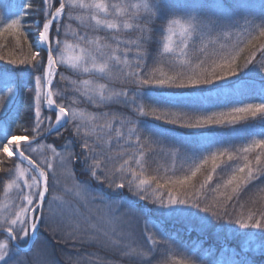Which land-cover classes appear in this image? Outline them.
<instances>
[{
  "label": "trees",
  "instance_id": "1",
  "mask_svg": "<svg viewBox=\"0 0 264 264\" xmlns=\"http://www.w3.org/2000/svg\"><path fill=\"white\" fill-rule=\"evenodd\" d=\"M55 5L56 0H51ZM67 3V0H65ZM91 3V0H77V3ZM148 3H159V0H147ZM109 5H117V9H110L113 14L119 12V16H109L115 18L117 22L127 19L130 13H138L136 20L143 21L147 18L143 8V0H106ZM140 4L139 9L133 5ZM66 9V16H67ZM89 9L75 7L72 10V20H64V28L61 29L59 39L65 44L73 45L69 48L61 45L57 55L58 68L57 76L53 80V91L60 102L64 103L70 111L76 109L84 113L85 118L108 112L114 114L118 119L114 127L119 123V118L142 121L141 132L145 140L149 137L159 139L160 144H153L151 149H145L144 174L148 177H172L182 179L185 175H191L193 154L223 151L224 155L217 159L218 165L216 173H211L212 161L202 165L200 172L193 178L187 189L177 191L189 192L194 200L198 197L201 207L205 203L223 201L225 192L231 193V187H223L226 181L233 174L234 169L230 166L240 167L245 163L244 156L252 161L253 168L264 166V156L261 157V165H256L255 152L244 154L242 149L248 143L264 138V124L261 123L260 116L252 117L250 114L244 116L239 121L229 124L230 117H225V123L220 125H209L200 129L180 128L176 125H168L155 120L152 116L138 117L129 107L117 103L96 105L88 99V89L96 88L104 84L107 89L113 91H127L132 85L125 84L121 79H116V73L128 72L130 66H125L116 61H109L110 75L101 74L92 68V62H88L90 71L84 73L82 67L72 69L66 61H62L61 54L69 50L74 54H80V47H89L83 41L77 40V36H86L89 40L98 41L97 49H103L107 43L116 45L117 40L129 41L137 36V29L133 27L125 30L121 26L119 31H110L106 28H93L94 22L89 19ZM41 0H0V89L3 92L4 102L0 104V208L3 206L5 196H7V186L15 177L18 160L7 158L3 155L2 145L15 135H28L30 140L40 136H35L33 127V103L35 96V76L40 73L35 72L33 65L45 57V52L41 51V57L37 61L31 60L29 44L32 43L39 34L40 23L44 16ZM104 18V14H99ZM192 21L196 25L195 32L188 37H177L171 45L173 51L163 52V45L166 43L168 35L166 24L169 19L178 18L187 22ZM13 20H19L18 30L4 31ZM134 22V21H133ZM264 25V0H164V5L159 12L152 16L148 24L151 40L146 44L147 68L154 72L157 77L163 72L165 75H175L178 72L191 74L192 71H199L197 64L204 58L206 53L211 52H232L239 53L236 60V77H228V83L217 82L219 87L199 86L197 89H179L165 86L163 88L146 86L145 90L156 93H163L166 97L179 96L180 99L193 101L198 107L205 110L206 114L212 112H228L232 106H243L246 103H258L259 98L264 94V55L257 50L256 59L252 64L247 63L249 54L253 51L247 47V41L251 36H259L261 26ZM75 34V35H74ZM27 37V39H25ZM115 37V39H114ZM56 37H53L55 40ZM184 43L188 44L184 48ZM79 44V47L76 45ZM260 44H264V37H260L256 42V49ZM205 45L207 47H205ZM55 47V44H53ZM123 44L117 55L124 56ZM134 49V45H129ZM204 49V51H201ZM242 49V50H241ZM35 51V49H33ZM107 51V50H104ZM135 52H129L130 65L135 64ZM25 63L21 64L20 61ZM97 66L104 63L106 56L103 52H95ZM13 61H15L13 63ZM209 67L210 65H206ZM61 75L63 79H61ZM90 81L85 85L84 81ZM146 111H151L149 105L155 103V99L145 97ZM44 111H46L44 109ZM79 121H77L78 123ZM94 123L103 124L102 119H97ZM45 121L44 127H47ZM126 130V129H125ZM61 135L55 133L32 144L31 148L25 149L26 154L33 160L37 158L32 155V148L40 143L45 146L52 145L58 151L66 141H71L70 147L77 154L80 153V143L78 137L74 135L73 124H68L66 129L62 128ZM84 129L80 135L83 136ZM154 133H159L155 136ZM43 135V134H42ZM113 151L117 145L115 140L111 142ZM130 150L126 155H131ZM53 164L52 172L49 173V197L55 194L64 201L69 198L64 191L65 184H72L69 180V172L61 166L60 158L47 154ZM229 155L233 159L229 160ZM197 162L199 157H196ZM74 167L76 179L91 186L93 195L102 197L91 201L88 206L96 204L115 205L124 215L125 220H131L134 239L140 241L148 247L145 237L148 234L155 235L161 243L152 246L155 251L148 254L145 264H164L165 260L171 259L170 253H165L166 246L180 252L191 264H264V228L255 229L249 226L245 229L237 222L238 219H247L249 212L256 213L259 219V212L264 211V187L256 189L248 185L242 191L233 194L231 203L236 205L235 210L229 209V214L220 212L212 215V211L207 213L189 205L173 206L171 209H164L153 203L151 193H147L148 199H139L136 189L133 186L129 190L127 179L125 188L109 189L106 184H100L92 180L87 173L81 170L78 162L68 166ZM213 175V180L204 189L200 188L204 184L209 174ZM54 180L58 182L53 188ZM256 185H264V177L255 181ZM155 187V182L153 183ZM161 191L167 193L166 189ZM73 200L77 203L79 198ZM60 202V201H58ZM240 205H243L241 208ZM215 210V209H213ZM14 208L10 207L5 211L8 216L0 214V223L10 219ZM40 215V213H39ZM45 216L48 215L45 210ZM147 229V230H146ZM0 230H3L0 228ZM63 234L59 231L53 232L48 223L41 222L37 239L27 252H20L11 242L5 239V235L0 233V243L8 242L9 256L6 257L7 264H34L35 260L46 262V264H138L135 258H129L109 248H101L92 242L81 243L80 238L76 241L58 239ZM17 245H22L20 239L15 240Z\"/></svg>",
  "mask_w": 264,
  "mask_h": 264
},
{
  "label": "snow or ice",
  "instance_id": "2",
  "mask_svg": "<svg viewBox=\"0 0 264 264\" xmlns=\"http://www.w3.org/2000/svg\"><path fill=\"white\" fill-rule=\"evenodd\" d=\"M44 16L40 23V31L38 37L29 44V51L31 52V60L37 61V57H41V51H46V58L41 57V61L33 65L34 71L40 73L35 76V96L33 103V127L32 132L35 136H40L44 133H55L60 136L61 129H66L68 124H73L74 135L78 137L81 151L79 154L70 147L71 141H66L61 150H57L52 145H48L53 157H59L62 166H70L78 162L81 170L88 174V176L100 184H106L109 189H123L125 188V180L127 179V186L132 190L134 186L136 194H139V199H148L147 193H151L154 199L153 203L164 209H171L173 206L189 205L200 209L207 213L212 211V215L216 216L220 212L225 215L229 214V209L235 210L236 205L231 203L233 201V194L252 185L259 189L264 185H256L255 181L264 177V166L256 167L255 170L252 161L245 155L243 158L245 163L243 166H230L233 174L223 185L225 189L231 187V193L225 192L223 201H214L212 203H205L201 207V202L197 197L195 200L193 196L187 192L177 191L180 189H187L191 184L193 178L200 172L202 165L212 161L211 173H216L218 165L217 159L224 155L223 151L212 152L209 150L208 154L204 153L193 154L191 175H185L182 179H173L172 177H157L152 175L148 177L144 174V157L145 149H151L153 144H160L159 139L149 137L145 140L141 132L142 121L129 120L126 118H119V123L116 124L117 117L114 114L104 112L97 115L88 116L85 118L84 113L70 109L58 99L53 91V80L57 76L58 61L61 45L66 47H73V45L65 44L59 39L61 29L64 28V20H72V10L75 7L81 9H89V19L94 22L90 25L93 28H106L110 31H119L121 26L125 30H130L133 27L137 29V36L135 39L129 41L117 40L116 45L113 46L107 43L103 49H97L98 41L89 40L86 36H77V40L83 41L89 47H80V54L71 59V68L77 69L82 67L84 73L90 71L88 62H92V68L101 74L110 75L109 61H116L118 64L130 66L132 70L124 73H116L115 78L121 79L125 84H130L132 87L127 91H113L107 89L104 84L98 85L96 88L88 89V99L96 105H104L108 103H117L125 107L131 108L138 117L152 116L155 120L161 121L168 125H176L180 128L200 129L209 125H220L225 123V117L231 119L227 122L229 124L239 121L244 116L250 114L256 117L261 114V123L264 124V94L259 98L258 103H246L243 106H232L228 112H212L206 114L205 110L198 107L193 101L188 99H180L176 96L166 97L163 93H156L145 90L146 86L163 88L165 86L175 87L179 89H197L199 86L219 87L217 82L223 81L228 83V77H236V60L239 53L232 52H211L206 53L204 58L197 64L199 71H192L191 74L178 72L175 75H165L163 72L157 77L154 72L147 68V49L146 44L151 40L150 29L148 28L151 18L156 12H159L164 5V0H159V3H148L143 0V8L147 18L143 21L136 20L138 13H130L127 19L117 22L115 18L109 19V16H119L120 13L110 11V9H117L118 6L109 5L106 0H91V3L85 4L77 3V0H56L54 5L51 0H41ZM134 8L139 9L140 4L133 5ZM66 9L67 16H66ZM104 14L101 18L99 14ZM195 18H190L186 23L181 19L172 18L167 21L166 31L168 33L166 39L168 42L163 45V52L170 53L173 51L171 47L172 37L176 34V29H180L182 36L190 37L196 30V25L192 22ZM134 21V22H133ZM20 25L19 20H13L7 25L4 31L18 30ZM2 35V33H0ZM75 35V34H74ZM53 37H56L53 40ZM260 37H264V25L261 26L259 36H251L247 41V47L252 48L253 51L249 54L247 59L248 64H252L256 59L257 50L264 55V44H260L256 49V42ZM27 39V37H25ZM115 39V37H114ZM55 44V47H53ZM123 44L124 56L120 57L117 52L120 51V45ZM134 45V49L129 47ZM79 47V44L76 45ZM188 44L184 43V48ZM205 47H207L205 45ZM35 49V51H33ZM99 50L106 56L104 63L99 66L96 64L95 52ZM107 50V51H104ZM242 50V49H241ZM135 52V64L130 65L128 53ZM204 51V49H201ZM15 61H13L14 63ZM21 64L25 61L21 60ZM206 65H210L209 67ZM264 66V65H262ZM61 79L63 76L61 75ZM85 85H89L90 81L85 80ZM43 102H46V111H44V104L41 100L42 90ZM6 89H0V104H3V92ZM155 99L153 105H149L151 111L145 109V97ZM54 117V123H53ZM97 119H102L103 124L97 125L94 123ZM47 121V127H44ZM77 121H79L77 123ZM84 129L83 136L80 135L81 129ZM126 129V130H125ZM159 136V133H154ZM115 140L117 148L113 151L111 142ZM32 143L28 135H15L10 140L2 145V152L9 158L16 156L21 163L27 162V165L32 169L33 175L30 178H25L24 168L17 165L18 180L23 181V186L17 183L16 180L12 184L20 189L18 198L21 203L18 210L14 211V218L5 220L0 223V228L6 233L9 240L29 238L34 244L37 239L38 224L40 222H47L52 228L53 232L59 231L63 235L58 239L65 241H76L77 237L80 242H92L101 248H109L129 258H135L138 264H145L149 253H153L155 249L152 246L159 245L161 240H157L155 235L148 234L145 237L148 247H145L140 241L135 240L132 231L131 221L125 220L120 216L112 213L111 209L107 212H102L100 209L93 214L88 205L91 201L96 199H103L93 195L91 186L83 181L77 180L74 167L69 168V176L72 180V187H65V191L74 194L79 198L78 203H72L70 200H64L59 203V197L54 194L49 197V173L52 172L53 164L49 161L46 164L42 161H35L31 159L25 149L31 148ZM131 155H126L130 150H133ZM259 149V153L255 156L256 165H261V157L264 156V138L254 140L248 143L242 149L236 151L244 154L255 152ZM199 157L197 162L196 157ZM229 160H232V155H229ZM207 175L204 184L200 185L201 189L213 180L212 174ZM29 180L31 182H29ZM155 182V187L153 183ZM56 182L54 180L53 188L55 189ZM10 184L8 187L10 188ZM24 189L28 191L25 192ZM163 189L167 190L165 195ZM242 208L243 205H240ZM215 209V210H213ZM45 210L48 215L45 216ZM37 213H40L37 218ZM256 213L249 212L247 219H238L237 222L242 228L251 227L255 229L264 228V211L259 212V219L254 218ZM18 226V227H17ZM147 230V229H146ZM31 234V235H30ZM8 242L0 243V264H7L6 257L9 256ZM165 253L171 254V259L165 260L164 264H191L186 257L180 252L166 246ZM34 264H46V262L35 260ZM203 264V262H202Z\"/></svg>",
  "mask_w": 264,
  "mask_h": 264
},
{
  "label": "rangeland",
  "instance_id": "3",
  "mask_svg": "<svg viewBox=\"0 0 264 264\" xmlns=\"http://www.w3.org/2000/svg\"><path fill=\"white\" fill-rule=\"evenodd\" d=\"M180 36H182L180 34V29L177 28L176 29V34L172 37L171 45L174 43L176 38L180 37ZM166 42H168V41L166 40ZM42 51L45 52V56H46V51L45 50H42ZM74 56H77V54H74L72 51L69 50L67 53H62L61 54V57H62L61 59H63L62 61H66L67 65H71V59L70 58H72ZM44 91H47L46 87L42 90V95H41V100H42V103L44 104V109L46 110V102H43V92ZM53 123H54V117H53ZM31 152H32V155L37 158V161H42L45 164L47 162L51 161L50 157L47 155V154H51V150H50V148L48 146H45L43 143L42 144L40 143L39 145H36L35 147H33ZM3 155L5 157L9 158L4 153H3ZM11 158H15L17 160L15 155L13 157H11ZM18 162H19L18 165H19L20 168H24V169L27 170L25 172V178H30L34 174L32 169L27 165L26 162L21 163L19 160H18ZM62 167H63V169H65V172L67 171L66 173L68 175V169H67L68 166H62ZM17 177H18V170L16 168L15 177L12 179V181L16 180L17 183L20 184L21 187H22L23 186V181L22 180H18ZM70 178L71 177L69 176V180H70ZM12 181L10 182V184L12 186L10 188L8 187L10 184L7 186V190H6L7 191V196H5L4 203L2 204L3 206H1V208H0V214L2 216H5V217L8 216L7 214H5V211H7L8 208L13 207L14 211H16V210H18V206L21 203V200L18 198V194H19L20 189L16 186V184H12ZM29 182H31V181L29 180ZM63 186H64V191H65V187L66 186L67 187H72V184L69 183L68 185L65 184ZM24 191L27 192L28 190L24 189ZM65 194L68 195L69 198H64V199L65 200H70L72 203L75 204V201L72 199L73 196L70 193H67V192ZM55 196H57V195H55ZM58 201L61 202L62 200L60 199ZM58 201H57V203H59ZM77 203H78V200H77ZM88 207L92 211L93 214H96V210L97 209H100L102 212H107L109 209H111L113 214H115L116 216H120L122 218H125L124 215H122V214L121 215H117V213L120 212V213H125L126 214L125 211L124 212L119 211L118 208L115 205H110V204H105V203L104 204H96V205H92V206H88ZM14 211H13V213H14ZM13 213H11V215L9 216L10 219L14 218ZM37 218H39V213H37ZM40 224H41V222L38 224V228H39ZM0 233H2V232H0ZM3 234L5 235V239L7 241L11 242V244H12V241L9 240L7 235L5 233H3ZM29 240H30L29 238L20 239L21 244H22V245H20V247H26L28 245Z\"/></svg>",
  "mask_w": 264,
  "mask_h": 264
},
{
  "label": "water",
  "instance_id": "4",
  "mask_svg": "<svg viewBox=\"0 0 264 264\" xmlns=\"http://www.w3.org/2000/svg\"><path fill=\"white\" fill-rule=\"evenodd\" d=\"M48 135H50V134H48V133H44V134L41 135L40 137H38V138H36V139H32V140H30V142L33 144V143H35V142H37V141H40V140L46 138ZM26 163H27V162H26ZM0 232L4 233L3 230H1ZM5 234H6V233H5ZM11 241H12V245H13L16 249H18L20 252H27V251H29V250L31 249L32 245H33V243L31 242V240H29L28 245H27L26 247H20V246H18V245L15 243V240H11Z\"/></svg>",
  "mask_w": 264,
  "mask_h": 264
}]
</instances>
